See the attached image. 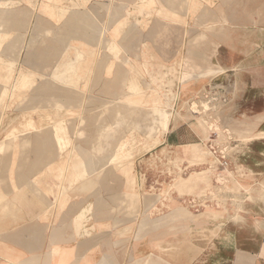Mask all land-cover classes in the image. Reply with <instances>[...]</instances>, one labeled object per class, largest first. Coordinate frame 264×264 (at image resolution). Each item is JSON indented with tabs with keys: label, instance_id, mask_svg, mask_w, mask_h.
Instances as JSON below:
<instances>
[{
	"label": "crops",
	"instance_id": "0c3cea01",
	"mask_svg": "<svg viewBox=\"0 0 264 264\" xmlns=\"http://www.w3.org/2000/svg\"><path fill=\"white\" fill-rule=\"evenodd\" d=\"M138 3L0 0V105L4 96L11 103L30 76L62 74L54 59L70 57L66 51L101 52L103 42L112 43L118 34L120 11L129 17L140 10ZM167 10L174 15L173 24L166 18L168 26L175 30L159 57L174 60L180 100L200 103V109L210 105L207 138L223 128L222 160L204 170L206 176L213 169L230 179L221 199L210 196L209 188L205 199L197 191L150 189L140 197L124 176L98 178L95 189L87 190L86 173L71 178L70 163L46 157L50 147L31 145L15 163H0V264H264V0H174ZM103 13L110 17L104 24L98 20ZM19 61L24 65L18 67ZM197 138L192 126L180 123L166 132L162 145L177 154ZM7 147L0 141V150ZM12 150L6 153L11 161L16 147ZM78 166L79 172L102 171L88 169L90 163ZM38 172L54 178L43 181L47 191H24L23 181ZM184 197L199 214L210 213L202 226L190 223L192 233L203 237L186 245L183 235L190 232H184L178 205ZM173 199L178 204H170Z\"/></svg>",
	"mask_w": 264,
	"mask_h": 264
},
{
	"label": "rangeland",
	"instance_id": "374dc122",
	"mask_svg": "<svg viewBox=\"0 0 264 264\" xmlns=\"http://www.w3.org/2000/svg\"><path fill=\"white\" fill-rule=\"evenodd\" d=\"M136 2L140 10H135L131 17L120 11L118 34L113 36L115 41H104L101 52L99 48L75 53L68 50L65 54L70 57L54 59L56 73L62 74H57L56 78L30 76L11 103L8 96L2 97L0 141L6 142L8 147L0 150V163H15L19 157H24L20 152L31 145L50 147L46 157L70 163L67 174L71 178L78 179L86 173L90 185L87 190L95 189L98 178L116 180L124 176L133 181L134 193L140 197L148 196L150 189L151 194H172L176 190L185 195L197 191L205 199L209 188L210 196L221 199L223 185H228L230 179L226 173L213 169L211 177L206 176L204 170H209L206 164L222 160L223 128L217 124L215 128L220 126V129L215 130V138H207L208 130L212 129L204 117L210 107L203 113L198 103L196 108L202 112L198 117L192 111L193 102L180 100L176 87L180 76L174 74V60L159 57L160 47L164 49L167 44L164 41L174 34V26H168L166 20L174 22V15L167 10L174 0ZM98 20L104 24L110 17L103 13ZM21 65L24 62L19 61L17 66ZM37 85L43 90H36ZM180 123L192 126L198 138L182 151L177 149L176 154L165 149L162 142L166 132ZM33 134H36L34 139ZM13 147H16V155L11 161L6 153L13 152ZM78 147L85 148L86 153H79ZM187 162L192 167L186 168ZM85 163H90L88 169L101 166L102 171L79 172L78 165ZM182 163L186 165L176 171L175 166ZM44 173L38 172L32 181H23L22 189L46 192L43 181L54 178ZM95 180L98 181L94 183ZM145 180L155 187L145 186ZM14 182L12 179V184ZM107 187L103 188L109 190ZM7 188L8 194L15 190ZM182 202L178 204L173 199L170 204L180 206L184 229H187L184 232H190L183 235L188 240L183 244L196 243V238L203 236L192 233L190 223L202 226L210 213L198 214L196 208L190 206L189 197H184ZM205 210L214 212L206 207Z\"/></svg>",
	"mask_w": 264,
	"mask_h": 264
},
{
	"label": "bare ground",
	"instance_id": "6f19581e",
	"mask_svg": "<svg viewBox=\"0 0 264 264\" xmlns=\"http://www.w3.org/2000/svg\"><path fill=\"white\" fill-rule=\"evenodd\" d=\"M192 106H194V107H192V109L194 110V108H196V106H197V103L196 102H193L192 103ZM209 107H210V105H208V103H204V105H203V113H205L204 111H208L209 110ZM198 109V108H197ZM201 111L199 110V112H197V114L198 115H201ZM199 117V116H198ZM202 117V116H201ZM200 117V118H201ZM205 118V117H204ZM207 119V118H206ZM185 213V212H184ZM189 214V213H188ZM199 214V213H198Z\"/></svg>",
	"mask_w": 264,
	"mask_h": 264
}]
</instances>
